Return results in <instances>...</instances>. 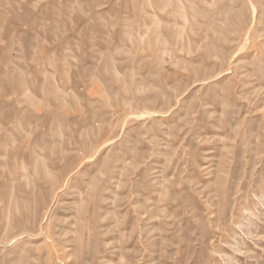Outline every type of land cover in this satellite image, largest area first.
Here are the masks:
<instances>
[{
  "label": "rangeland",
  "instance_id": "374dc122",
  "mask_svg": "<svg viewBox=\"0 0 264 264\" xmlns=\"http://www.w3.org/2000/svg\"><path fill=\"white\" fill-rule=\"evenodd\" d=\"M0 264H264V0H0Z\"/></svg>",
  "mask_w": 264,
  "mask_h": 264
},
{
  "label": "bare ground",
  "instance_id": "6f19581e",
  "mask_svg": "<svg viewBox=\"0 0 264 264\" xmlns=\"http://www.w3.org/2000/svg\"><path fill=\"white\" fill-rule=\"evenodd\" d=\"M143 116V115H142Z\"/></svg>",
  "mask_w": 264,
  "mask_h": 264
}]
</instances>
